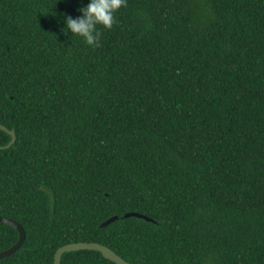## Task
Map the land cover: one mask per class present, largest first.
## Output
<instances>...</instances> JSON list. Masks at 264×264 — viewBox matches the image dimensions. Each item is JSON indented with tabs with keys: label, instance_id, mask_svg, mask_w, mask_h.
<instances>
[{
	"label": "trees",
	"instance_id": "obj_1",
	"mask_svg": "<svg viewBox=\"0 0 264 264\" xmlns=\"http://www.w3.org/2000/svg\"><path fill=\"white\" fill-rule=\"evenodd\" d=\"M88 3L0 0V264H264V0Z\"/></svg>",
	"mask_w": 264,
	"mask_h": 264
},
{
	"label": "clouds",
	"instance_id": "obj_2",
	"mask_svg": "<svg viewBox=\"0 0 264 264\" xmlns=\"http://www.w3.org/2000/svg\"><path fill=\"white\" fill-rule=\"evenodd\" d=\"M122 7H127V0H90L86 7L78 9L81 17H66V28L73 35L82 37L88 46L98 48L101 31L97 26L111 30L117 22L115 13Z\"/></svg>",
	"mask_w": 264,
	"mask_h": 264
},
{
	"label": "water",
	"instance_id": "obj_3",
	"mask_svg": "<svg viewBox=\"0 0 264 264\" xmlns=\"http://www.w3.org/2000/svg\"><path fill=\"white\" fill-rule=\"evenodd\" d=\"M0 130L9 135V143L4 147H0V149L1 150L2 149H8L9 146L11 144H13L14 139H15L13 132L7 130L2 125H0ZM128 216H135V217L145 218L146 220H151L150 218H148L142 214L135 213V212H127L124 214V217H128ZM115 218H116L115 215L110 216L107 219H105L104 221H102L99 224V226H104V225L108 224L109 222H111L112 220H114ZM0 222L6 224L8 226H11L17 232V238H16L15 242L12 245H10L9 247H7L6 249H3L2 251H0V258H2L3 256L11 254L13 251H15V249H17L19 247V245L21 244L23 237H24V231H23V229L19 223H17L16 221H14L12 219L7 218V217L0 215ZM79 249H89V250L99 251L103 257L111 260L112 262H114L116 264H132V263H129L128 261H126L125 259L121 258L120 256H118L117 254H115V252H113L107 246L102 245L100 243H96V242H71V243H67V244H64V245L58 247L54 253V264H63L61 262V255L64 252L79 250Z\"/></svg>",
	"mask_w": 264,
	"mask_h": 264
}]
</instances>
